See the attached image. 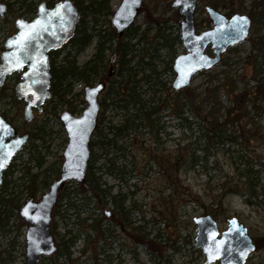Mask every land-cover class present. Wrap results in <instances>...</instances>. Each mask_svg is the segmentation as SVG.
Segmentation results:
<instances>
[{
  "label": "trees",
  "instance_id": "1",
  "mask_svg": "<svg viewBox=\"0 0 264 264\" xmlns=\"http://www.w3.org/2000/svg\"><path fill=\"white\" fill-rule=\"evenodd\" d=\"M73 1L80 10L81 19L75 36L65 45L70 50L62 60H57L52 65V97L48 104H54V108L67 107L75 113L79 111L80 105L85 104L83 92H74L76 83L86 86L103 81L107 83V88L101 100L98 126L91 141V160L85 181L76 183V188L72 191H66L64 187L73 181L65 183L60 192L59 205L53 210V218L60 215L61 219H67L70 210H74L77 217L72 228L68 223L64 225V233L57 230L56 224L53 226L58 258L71 260V249L81 237H85L90 244L102 237L106 238L108 227L103 223L106 218L103 211L107 207L112 210L111 217L117 221L120 230L129 231L133 228L138 242L144 239L151 243V249H156L152 243L159 235L149 238L151 233L145 232L144 226L136 225V220L133 219L137 207L130 200L135 192H123L121 189L115 191V186L109 185L105 179L109 177L126 184L133 173L138 171L137 165L140 162L159 165L162 173L168 174L169 179L174 181L179 178L178 174L182 170L192 171L198 167L207 169L211 158L224 154L228 156L237 179L224 176L225 179L218 186L221 189L218 204L229 195L239 194L242 190L249 196L248 199L256 198V188L260 186V170L256 169L257 160H254L253 154L247 149L250 148L251 141L261 134L255 125L251 126L255 116L264 113V33L250 36L247 40L251 42V51L246 58L248 70L245 76L254 81L252 86L240 88L238 81L230 78L218 85L209 81L201 90L191 85L175 90L164 78V74L174 73L173 62L177 56L174 49L176 45H182V40L180 32L175 35L171 33V26L167 23L169 19L164 16L165 9L158 16H154V11L143 9L147 27L141 30L131 26L120 36L112 24L109 30H104L101 26L114 13L109 0ZM54 2L55 0H51V5ZM37 3V0L16 1L22 10L20 15L35 13ZM248 11L252 18L264 24V0H252ZM176 15L179 16V12ZM149 33H153L150 45ZM133 40L136 44H132ZM93 41L96 43L95 53L86 63L79 65L77 55ZM144 43L150 48L143 46L138 52L142 56L133 66L135 52L138 51L136 47ZM238 46L229 51L238 50ZM159 51H166L170 58L162 70H158L154 64L159 59ZM147 56L149 59L145 60ZM223 63L228 64V60ZM208 72L200 73L209 74ZM221 90L225 92L228 105L223 103ZM107 110L117 112L120 114L119 118L107 120L104 115ZM5 116L7 117L6 113ZM174 120L184 131L191 133L186 139H191L192 134L197 135L185 147H178L165 154L161 148L171 138L169 127L170 121ZM31 134L34 138L31 151L39 153L38 146L34 143L36 140L46 142L45 136L39 131ZM96 147L102 150L100 157L94 155ZM142 147H146L145 153L141 161L137 162L134 149ZM100 158L103 162L96 166ZM13 163L6 172L5 182L0 189V224L5 221L2 227L9 226L14 217H18L20 226L26 225L19 215L22 201L25 198L39 199L49 189L52 182L60 176L62 158L43 168L45 160L41 157L37 172H32L31 167L25 166L18 177L22 185L19 190L10 187L12 183H17L9 180L16 172L12 168ZM249 201L257 203L256 200ZM62 204L65 205L63 212L60 210ZM91 205L94 213L81 217L84 209ZM82 251L85 252L86 248ZM0 264H13V256L8 255L6 258L0 255Z\"/></svg>",
  "mask_w": 264,
  "mask_h": 264
},
{
  "label": "rangeland",
  "instance_id": "2",
  "mask_svg": "<svg viewBox=\"0 0 264 264\" xmlns=\"http://www.w3.org/2000/svg\"><path fill=\"white\" fill-rule=\"evenodd\" d=\"M0 1L8 4L10 8L5 17H0V43H2L8 38L9 33L15 29L14 20L20 16L22 10L16 4L17 0ZM39 1L37 0V2ZM173 1L144 0L141 13L136 18L132 28L139 27L141 30H144L147 27L148 23L145 17V11L147 9L152 12L154 11V16L163 14V10L165 9L164 16L169 19L167 23L171 26L170 31L173 35L177 34L180 32L179 24L183 17L176 15L178 9L172 6ZM251 1L199 0L195 15L197 32L200 33L213 27L212 20L205 10L207 6L219 10L228 17L234 13H244L250 16L248 9L250 8ZM121 2L122 0H109L113 11L119 7ZM111 19L112 15L107 17V20H104L101 24L104 30L110 29ZM251 19V36L255 37L257 34L264 33V24L256 21L255 18L251 17ZM153 33L148 34L149 45ZM132 44H136V41L133 40ZM143 46L146 49L150 48L145 43L136 47L138 51L135 52L136 55L132 62L133 66L136 65L142 56V53L138 52ZM69 50V46L60 49L58 60H62ZM174 50L176 51V55L185 52L181 44L176 45ZM95 51L96 43L93 41L77 55L76 59L78 64L83 65L86 63ZM250 51V41L240 44L236 51H228L223 55L221 63L210 70L208 72L209 74H197L191 86L198 87L201 90L209 84V81H212L214 85H218L225 79L230 78L236 79L240 88L252 86L254 81L250 80L249 76H245L248 70L246 58ZM207 52L212 54L210 49ZM158 53L159 59L154 61V64L158 70H162L170 58L166 51H159ZM148 59L149 57L147 56L145 60ZM225 60H228V64L223 63ZM174 77V73L164 74V78L171 85ZM15 84L16 82L12 78L7 83L6 89L4 91L0 90V113L5 112L7 118L18 126L20 131H29L31 133L39 131L46 139V142L42 140L35 141L34 145L38 146L39 153L35 152L34 154L31 151L34 141L31 134L29 143L16 157L13 163L14 167H12L16 172L14 176L9 177V180H12V182L17 181V183H12L10 187L13 186L15 190H19L22 188V185L18 181V177L20 176L21 169L25 168V166L31 167L32 172H37L38 160L41 157L45 160L43 168L58 161L59 158H62L63 162V153L68 143V137L59 116L68 108H54V104H47L42 113H37L32 121L26 122L23 118L25 103L15 97L13 89ZM84 87V84L76 83L74 85V92H83ZM220 95L223 103L228 105L229 102L223 90H221ZM82 97L84 98V93ZM100 97L102 100L103 95ZM84 103V105L79 106V111L74 113L76 116L82 115L87 107L86 102ZM104 115L107 120L118 119L120 116V114L118 115L117 112L111 110H107ZM166 118L169 119L170 117ZM254 125L260 130L261 134L251 141L250 148L247 151L253 154L254 160H257L256 169L260 170V186L256 188L258 193L256 198L248 199L249 196L242 190L239 194L229 195L224 198L221 204H218L221 195V189L218 186L225 179L224 176L228 175V177H235L237 179L228 156L224 154H219L215 158H211L207 169L198 167L192 171L182 170L178 174L179 178L175 176L177 179L172 181L169 179L168 174L162 173L159 165L140 162L146 148L142 147L138 148V150L134 149L133 154L137 162L140 163L137 165L138 171L133 173V177L128 183L121 184L112 178L105 177L109 185L115 186V191L121 189L123 192H135L130 202H134L137 207V211L133 215V219L136 220V225L141 224L144 226L143 230L151 233L149 238L159 235L158 239L152 243V246L156 248L153 250L151 249V243L149 241H144L143 239L142 242H138L137 237H135L136 231L133 228L129 231L119 230L116 233L118 238L115 249L110 251L114 256L111 264H204L206 255L196 246L197 229L193 219L207 214L215 218L221 230L226 228L229 218L236 216L247 227L249 235L259 245L249 257L247 264H264V113L259 114L257 117L255 116L253 126L251 127H255ZM169 130L172 132L171 138L161 148L165 154H168L178 147H185L188 143L194 141L197 135L192 134L191 139H186L191 133L184 131L181 125L175 120L170 121ZM183 153H185V148H183ZM101 154L102 150L100 148H94L95 157H100ZM102 158L99 159L96 166H99L103 162ZM215 160H217V163H214ZM75 184L76 182L73 181L72 183H68L64 188L66 191H72L76 188ZM27 200L25 198L22 201V205ZM249 200H256L257 203H251ZM77 204L80 205V202H77ZM58 205L59 203L56 208ZM64 208L65 205L62 204L60 207L61 212H63ZM92 208V205L89 208H85L81 217H86L94 213ZM107 209L110 208L107 207ZM68 216L67 219H61L60 215L54 217L52 227L56 224L58 227L57 230L60 233H64V225L66 223L71 227L77 221L74 210H70ZM4 222L0 224V255L6 258L8 255H12L13 264H26L25 236L27 223H25L26 225L20 226L18 217H14L7 227H2L5 225ZM74 232H76L75 229ZM93 244V247L90 245L89 249L83 252L84 242L81 237L71 249V260H67L64 257L58 258L57 254H55L52 257H42L39 264H110L108 260L103 259L100 255L98 256L100 249L104 246L103 240L100 238L99 240L93 241ZM96 247H99L98 252ZM3 251L5 252L3 253ZM120 253L123 259L122 261L118 259ZM212 264L220 263L217 261Z\"/></svg>",
  "mask_w": 264,
  "mask_h": 264
},
{
  "label": "water",
  "instance_id": "3",
  "mask_svg": "<svg viewBox=\"0 0 264 264\" xmlns=\"http://www.w3.org/2000/svg\"><path fill=\"white\" fill-rule=\"evenodd\" d=\"M144 0H122L114 11L111 24L122 36L135 23L141 13ZM199 0H174L172 6L183 16L180 22V36L185 52L173 62L175 78L172 87L185 89L201 71H209L221 63L223 54L240 45L250 37L252 19L244 13L230 17L207 6L206 12L213 27L200 33L196 30L195 15ZM8 6L0 1V16H5ZM81 13L73 0H58L53 6L46 1L39 3L37 16L29 21L17 18L18 32L7 41L6 51L0 63V87L7 77L21 71L23 80L15 87L16 96L27 103L24 118L31 121L36 108L43 112L46 100L52 96L49 52L67 44L76 34ZM211 48L212 54L207 50ZM106 83L86 85L84 99L87 107L82 115L76 116L65 110L60 115L67 133L68 143L63 153L60 176L55 179L41 199L30 198L19 210L20 217L27 223L26 264H39L42 257H50L58 251L52 229L53 209L59 201L65 183L85 181L90 160L91 141L98 126L101 109L100 94ZM30 133L19 134L17 128L0 114V188L4 173L13 163L15 156L28 143ZM107 214L111 210H106ZM197 228L196 246L206 255L204 264L220 261V264H247L256 250L254 239L247 227L234 216L228 219L227 228L220 230L210 214L193 219Z\"/></svg>",
  "mask_w": 264,
  "mask_h": 264
},
{
  "label": "flooded vegetation",
  "instance_id": "4",
  "mask_svg": "<svg viewBox=\"0 0 264 264\" xmlns=\"http://www.w3.org/2000/svg\"><path fill=\"white\" fill-rule=\"evenodd\" d=\"M42 1H46L47 3H48V5L51 7V6H53L54 5V3L55 2H57L58 0H55V2L51 5V0H40L38 3H37V8H38V5H39V3L40 2H42ZM6 4V3H5ZM7 6H8V11L6 12V14H5V16L8 14V12H9V5L8 4H6ZM37 8H36V12L35 13H33V14H29V15H20V16H18L17 18H25L26 20H29V21H31V20H33L36 16H37ZM5 16H0V17H5ZM17 18L14 20V26H15V29L13 30V31H11L10 33H9V36H8V38H6L2 43H0V63L2 62V56H3V54L6 52V51H8V48H7V41H8V39L12 36V35H14V34H16L17 32H18V29H17V27H16V20H17ZM210 49V48H209ZM211 50V49H210ZM212 51V50H211ZM59 52H60V49H57V50H51L50 52H49V58H50V63H51V67H50V72H51V70H52V65H53V63H55L57 60H58V54H59ZM25 70H27V67H25V68H23V70H22V72L21 71H15V72H13L12 74H10L8 77H7V79H6V81H5V83L0 87V90L1 91H4L5 89H6V85H7V83L13 78L14 80H15V82H16V84L14 85V87H13V89H14V95H15V97L18 99V100H22L24 103H25V105H24V108H25V106H26V102H25V100H23V99H19L17 96H16V93H15V87H16V85L19 83V82H21L22 80H23V76H22V73L25 71ZM51 79H52V73H51ZM98 82H100V81H97L96 83H98ZM95 83V84H96ZM106 83V82H105ZM95 84H93V85H95ZM107 84V83H106ZM92 85V86H93ZM50 88H51V85H50ZM106 88H107V85H106ZM106 88H105V90L100 94V96L101 95H103L104 94V92L106 91ZM4 89V90H3ZM52 97V96H51ZM50 97V98H51ZM50 98L49 99H47L46 100V103H45V106L48 104V101L50 100ZM86 102V101H85ZM100 102H101V97H100ZM24 108H23V118H24ZM44 110H45V108H44ZM34 113H35V117H36V114L37 113H42V112H38V110L35 108L34 109ZM0 114H2L5 118H7L6 116H5V112L4 113H0ZM34 117V118H35ZM33 118V119H34ZM8 119V118H7ZM25 119V118H24ZM32 119V120H33ZM9 120V119H8ZM31 120V121H32ZM10 121V120H9ZM26 121V120H25ZM11 122V121H10ZM26 122H28V121H26ZM16 128H17V130H18V132H19V134H21V135H24V134H26V133H30V138H29V141H30V139H31V132H29V131H24V132H22V131H20L19 129V127L18 126H16L13 122H11ZM29 141H28V143H29ZM27 143V144H28ZM26 144V145H27ZM25 145V146H26ZM25 146H24V148H25ZM23 148V149H24ZM22 149V150H23ZM21 150V151H22ZM20 153V152H19ZM19 153L15 156V158H14V160H13V162L15 161V159H16V157L19 155ZM12 165V164H11ZM11 165L8 167V169L5 171V173H4V182H5V175H6V172L9 170V168L11 167ZM4 182H3V184H4ZM3 184H2V186H3ZM1 186V187H2ZM1 189V188H0ZM55 208V207H54ZM110 210V209H109ZM112 211V210H111ZM104 212V214L106 215V218L103 220V223H104V226L107 228L108 227V229L106 230V238L105 237H102L101 239L103 240V242H104V246L100 249V251H99V254H98V256L100 255V256H102L103 257V259H106V260H108V262L111 264L112 262H113V254H111L110 253V251H113L114 249H115V245H116V243H117V238H118V236H117V232L120 230V226L118 225V223H117V221H115V220H113L112 219V217L111 216H113V213L111 212L110 214H107L106 213V209L103 211ZM25 222V221H24ZM26 223V222H25ZM226 228H227V225H226ZM225 228V229H226ZM221 230V229H220ZM221 231H223V230H221ZM83 240V242H84V248H86V250L87 249H89V246L91 245V247H93V244H90L89 242H88V240L84 237V239H82ZM255 241V240H254ZM256 243V246L258 247L259 245H258V243L257 242H255ZM257 249V248H256ZM97 250H99V247H97ZM107 252V253H106ZM107 255V256H106ZM54 256V255H53ZM106 256V257H105ZM118 259L120 260V261H122L123 259H122V257H121V253L119 254V256H118ZM249 259V258H248ZM219 263H220V261H219ZM247 263H248V261H247ZM116 264V263H115Z\"/></svg>",
  "mask_w": 264,
  "mask_h": 264
}]
</instances>
